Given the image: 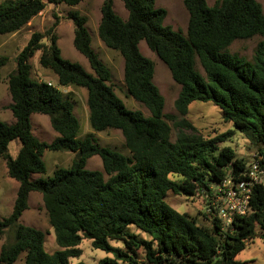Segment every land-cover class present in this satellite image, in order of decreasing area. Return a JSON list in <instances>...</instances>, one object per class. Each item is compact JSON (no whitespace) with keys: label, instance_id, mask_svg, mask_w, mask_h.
I'll use <instances>...</instances> for the list:
<instances>
[{"label":"trees","instance_id":"1","mask_svg":"<svg viewBox=\"0 0 264 264\" xmlns=\"http://www.w3.org/2000/svg\"><path fill=\"white\" fill-rule=\"evenodd\" d=\"M83 1L1 3L0 35L20 31L48 4L75 7ZM121 1L128 18L116 14L114 0H105L98 35L124 60L127 96L150 115L128 110L116 93L110 68L92 48L85 16L72 11L68 18L74 24L73 45L87 59L93 73L63 59L56 35L34 34L17 57L16 70L8 77L12 99L9 108L15 122L0 121V159L6 161L10 178L19 183L12 215L0 219V236L9 230L14 236L12 242L2 246L0 262L14 264L26 254L25 264H71V258L82 255L78 248L82 241L90 239L94 249L113 257L99 264H247L236 260L247 241L258 237L264 242L262 183L252 188L246 215L234 216L228 227L216 211L211 227L199 225L173 209L166 198L170 192L213 198L228 179L245 180L249 162L239 159L229 146L220 148L232 133L205 139L185 118L196 102H211L221 110L224 121L257 148L264 172V42L258 45L252 62L229 52L237 40L264 37L262 6L256 0H218L212 7L207 0H183L189 14L184 34L165 25L168 13L157 7L155 0ZM45 38L48 45L43 43ZM141 42L166 65L180 86L175 101L180 118L164 113L165 99L154 83L155 64L141 53ZM39 51L40 65L57 76L58 86L32 77L30 60ZM69 87L87 90L92 129L121 131L129 155L101 146L95 134L79 138L81 126L74 114V101L61 91ZM34 114L49 117L58 135L53 142H42L33 134ZM169 121L177 132L175 141ZM13 141L21 144L16 159L9 154ZM46 151L70 152L76 157L69 168L33 180L34 175L47 173L43 160ZM95 156L101 158L103 172L86 169ZM33 192L43 197L61 249L53 254L45 251L42 231L19 222ZM130 226L148 234L151 240L131 233ZM112 242H122L124 248H116ZM141 250L145 262L140 259Z\"/></svg>","mask_w":264,"mask_h":264},{"label":"rangeland","instance_id":"2","mask_svg":"<svg viewBox=\"0 0 264 264\" xmlns=\"http://www.w3.org/2000/svg\"><path fill=\"white\" fill-rule=\"evenodd\" d=\"M9 0H0V4ZM105 0H84L75 7L66 4L52 5L48 4L43 12L33 18L26 26L14 34L0 35V121L7 124L15 122L10 110L12 99L9 91L8 77L17 68V57L29 43L34 34L40 33L47 35L48 32L56 35L57 44L61 50L63 59L81 65L89 73H93L87 59L81 55L74 47V24L69 20V13L72 11L79 12L87 18V28L92 38V48L98 54L101 61L110 68L112 72V82L116 93L124 102L126 108L132 111H142L145 116H149V111L132 97L127 96L124 84V60L122 56L111 49H108L100 40L98 35V26L101 19V7ZM158 8H163L168 15L165 25L172 27L175 31L187 33L189 14L184 6L183 0H155ZM218 0H207L210 7L214 6ZM261 4L264 12V0H256ZM114 10L121 18L126 20L128 12L126 11L121 0H114ZM56 25V26H55ZM55 26V28H53ZM264 42V37L255 36L248 40H237L230 47L229 52L238 55L241 58L252 62L257 47ZM45 45L49 44L48 38L43 39ZM141 53L151 59L155 64L154 83L159 88L165 99L164 113L166 115L179 116L175 101L180 93V86L174 82L171 73L166 65L149 50L145 42H141ZM41 51L30 60L31 75L34 79L58 86L57 76L50 70L43 68L40 63ZM3 63V64H2ZM198 70L203 73L198 65ZM64 94L70 95L74 101V114L79 119L81 131L79 138H84L88 134H95L99 144L103 147H109L124 155H129L125 147L124 137L119 130H107L105 132H95L89 120V108L87 104V90L77 87L61 88ZM191 122L205 139H213L217 136L232 133L226 143L220 144V148L229 146L236 152L239 159H246L251 163L254 156L257 155V148L252 147L250 141L241 133L237 132L231 123L223 119L221 110L214 106L213 103H193L189 107L188 115L185 117ZM173 127V123L169 121ZM31 125L33 134L42 142L51 143L58 136L51 127L48 116L34 114L31 116ZM176 130L173 127L172 140H176ZM21 149L19 141H13L9 145V154L16 159ZM75 154L70 152H50L46 151L43 160L47 167L45 175H34L33 180L41 177H52L54 172L59 168H69ZM89 171L103 172L102 160L99 156L91 158L86 166ZM106 179L108 178L105 175ZM175 179V177H172ZM260 181L264 185V174L260 176ZM19 183L10 178L6 161L0 159V219H6L13 213L14 203L17 198ZM213 198L202 196L200 194L194 197L177 196L172 192L168 193L167 203L181 214H186L195 219L199 225L211 227L212 214L215 209L220 207L226 209L227 199L220 195L216 189ZM211 204V205H210ZM213 207V208H211ZM213 209V210H212ZM214 215V214H213ZM19 222L28 227H33L45 234V251L53 254L61 250L56 242L55 232L49 223V218L44 207L43 197L38 192H33L29 196L28 209L23 213ZM129 231L139 238L146 241L151 240L150 236L134 226L129 227ZM12 231H7L0 236V252L2 246L13 241ZM116 248H124L122 242H112ZM82 255L79 258H71V264L84 262L86 264H99L100 261L109 257L102 250L94 249L92 241L85 239L78 247ZM140 259L145 262L144 251L139 252ZM26 254H22L14 264H25ZM236 260L246 262L247 264H264V242L260 238L249 240L246 243V249L237 255ZM0 264H2L0 262Z\"/></svg>","mask_w":264,"mask_h":264},{"label":"built area","instance_id":"3","mask_svg":"<svg viewBox=\"0 0 264 264\" xmlns=\"http://www.w3.org/2000/svg\"><path fill=\"white\" fill-rule=\"evenodd\" d=\"M263 174L264 172L260 169V159L255 155L251 163L248 164L244 174L245 180L233 181L228 179L224 182L219 193L227 199V207L226 209L220 207L215 211L225 227L230 226L234 216L246 215L252 196V188L261 183L260 176Z\"/></svg>","mask_w":264,"mask_h":264}]
</instances>
